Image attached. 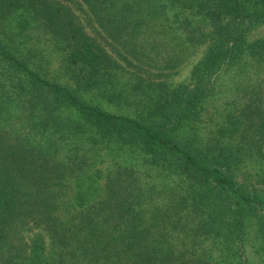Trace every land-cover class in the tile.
<instances>
[{"label":"trees","instance_id":"trees-1","mask_svg":"<svg viewBox=\"0 0 264 264\" xmlns=\"http://www.w3.org/2000/svg\"><path fill=\"white\" fill-rule=\"evenodd\" d=\"M83 1L96 26L144 65L158 61L150 52L158 43L137 35L161 14L156 33H177L204 53L189 81L140 78L131 98L114 91L122 65L110 41L90 35L72 5L0 0L1 22L26 15L16 37H0V123L19 109L42 134L35 145L0 130V239L25 225L46 229L51 248L38 234L28 264H251L250 247L264 252V101L206 136L198 125L223 69L247 55L264 62V36L251 39L264 26V0ZM32 30L63 51L75 88L16 42ZM83 91L128 102L129 111H109ZM105 146L142 155L174 179L164 207L133 167L113 169L99 191L101 172L87 171Z\"/></svg>","mask_w":264,"mask_h":264},{"label":"rangeland","instance_id":"rangeland-1","mask_svg":"<svg viewBox=\"0 0 264 264\" xmlns=\"http://www.w3.org/2000/svg\"><path fill=\"white\" fill-rule=\"evenodd\" d=\"M66 3L72 5L76 14L85 25L88 33L96 39L104 42L103 38L110 41V45H114L117 49L106 44L108 50L117 57L122 67L118 72L116 79V92H122L124 96L130 94L133 86L140 78L145 80L165 81L171 86L190 80L191 71L194 64L202 57L204 48H195L186 46L177 33H161L155 32L161 21L165 17L162 14L157 20V27L152 28L151 22H147L143 27L146 29L144 33L137 35L140 39H157L156 51L152 52L153 57L158 61L155 63L147 62L145 65L138 62L129 53L125 52L122 44H119L118 34H111L105 27L98 28L96 22L92 20L88 12V6L83 0H65ZM124 2V0H121ZM130 1L133 0H128ZM142 4H146V0H141ZM168 14L172 16V12ZM26 19L24 14H16L6 21H0V37L6 41H10L16 37L21 23ZM106 29V30H105ZM125 33L123 34V36ZM264 36V26L256 29L251 39ZM45 38V37H43ZM24 41L22 47L25 50H35L37 58L44 55L45 58L41 63L43 67L50 71L54 77L63 82L73 84L70 80V72L66 70L63 63V51L57 49L53 42L42 39L37 32L32 30L23 36H19L16 42ZM154 49V50H155ZM38 51V52H36ZM129 58V60L124 59ZM170 60V61H169ZM180 62H177V61ZM144 69V70H143ZM85 98L101 104L109 111L128 113L129 103H119L117 100L111 101L99 91H83ZM264 101V62H257L252 56L247 55L238 64L223 69L217 80L215 91L205 102L202 110V118L198 125V133L201 136L211 134L218 125L224 123L228 118L235 117L244 119L249 115H253L256 106ZM131 107V106H130ZM12 115L9 120L0 123V130L10 139H24L33 144L38 143V139L42 136L37 119L30 115H20L19 109H12ZM65 145V143H63ZM65 146H63L64 148ZM86 148H84L85 150ZM95 151H90L94 154ZM122 165L124 167L135 168L142 183L149 187L155 188V201L164 207L166 202L171 199L169 190L174 185V179L170 178L152 167L143 159L142 155L135 153H123L114 146H105L98 149L96 161L88 167V173L95 174L100 171L101 177L98 179L99 191L104 186L107 175L116 167ZM264 171V167H263ZM86 174V171H83ZM67 186L68 198H70L75 186L72 180H69ZM151 190V189H150ZM153 191V190H152ZM155 197V196H154ZM38 234H43V238L47 245V251L51 248L50 234L41 227L25 225L22 228L11 231L7 239H0V264H28L32 255L34 240ZM257 247L249 248V258L251 264H264V252H256Z\"/></svg>","mask_w":264,"mask_h":264}]
</instances>
